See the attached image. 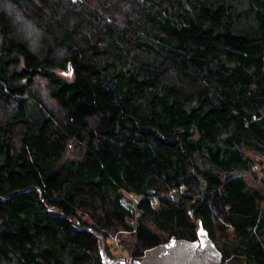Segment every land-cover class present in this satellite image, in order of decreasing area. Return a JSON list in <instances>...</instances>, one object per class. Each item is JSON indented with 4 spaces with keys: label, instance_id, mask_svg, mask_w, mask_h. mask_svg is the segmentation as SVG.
Wrapping results in <instances>:
<instances>
[{
    "label": "trees",
    "instance_id": "1",
    "mask_svg": "<svg viewBox=\"0 0 264 264\" xmlns=\"http://www.w3.org/2000/svg\"><path fill=\"white\" fill-rule=\"evenodd\" d=\"M247 151L264 0H0V264H102L88 228L264 264Z\"/></svg>",
    "mask_w": 264,
    "mask_h": 264
},
{
    "label": "water",
    "instance_id": "2",
    "mask_svg": "<svg viewBox=\"0 0 264 264\" xmlns=\"http://www.w3.org/2000/svg\"><path fill=\"white\" fill-rule=\"evenodd\" d=\"M84 231L100 238L102 264H246V258L241 255L235 254L223 259L214 242L204 233L198 235L195 241L172 236L167 241L144 250L137 257L111 258L103 234L92 228Z\"/></svg>",
    "mask_w": 264,
    "mask_h": 264
},
{
    "label": "rangeland",
    "instance_id": "3",
    "mask_svg": "<svg viewBox=\"0 0 264 264\" xmlns=\"http://www.w3.org/2000/svg\"><path fill=\"white\" fill-rule=\"evenodd\" d=\"M247 155H249L253 162H254V169L253 174L256 175V179L262 180L264 178V157L254 152L247 151ZM256 162V165H255ZM252 174H247L245 177L249 178ZM249 181V179H248ZM250 185L256 188L259 187V182L256 183L255 181L250 180ZM133 238L130 233L122 232V231H115L110 234V237L106 240L107 249L114 258H129L131 250L128 249V244H133Z\"/></svg>",
    "mask_w": 264,
    "mask_h": 264
},
{
    "label": "bare ground",
    "instance_id": "4",
    "mask_svg": "<svg viewBox=\"0 0 264 264\" xmlns=\"http://www.w3.org/2000/svg\"><path fill=\"white\" fill-rule=\"evenodd\" d=\"M106 240V239H105ZM109 255H110V253H109ZM110 257H111V255H110ZM111 258H113V257H111Z\"/></svg>",
    "mask_w": 264,
    "mask_h": 264
},
{
    "label": "flooded vegetation",
    "instance_id": "5",
    "mask_svg": "<svg viewBox=\"0 0 264 264\" xmlns=\"http://www.w3.org/2000/svg\"><path fill=\"white\" fill-rule=\"evenodd\" d=\"M114 258V257H113Z\"/></svg>",
    "mask_w": 264,
    "mask_h": 264
}]
</instances>
